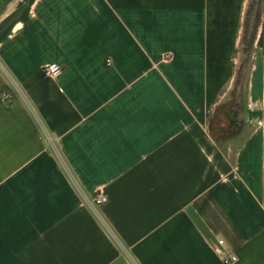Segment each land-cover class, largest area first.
Returning a JSON list of instances; mask_svg holds the SVG:
<instances>
[{
  "label": "crops",
  "instance_id": "1",
  "mask_svg": "<svg viewBox=\"0 0 264 264\" xmlns=\"http://www.w3.org/2000/svg\"><path fill=\"white\" fill-rule=\"evenodd\" d=\"M253 4L0 0V264H264V0L210 129Z\"/></svg>",
  "mask_w": 264,
  "mask_h": 264
},
{
  "label": "rangeland",
  "instance_id": "2",
  "mask_svg": "<svg viewBox=\"0 0 264 264\" xmlns=\"http://www.w3.org/2000/svg\"><path fill=\"white\" fill-rule=\"evenodd\" d=\"M253 10L250 12L248 18H246V25L244 32L242 34L243 46V56L240 65L237 68V76L233 84V89L231 93V98H229V106L223 109V119H214L210 122V129L214 137L217 138H228L234 137L239 134L241 130V121L239 120V115L231 112L230 107L240 109L244 104V91H245V79L247 72V63L249 60V55L251 53V44L255 37L256 28L258 27L261 19V6L262 0H253ZM252 8V6H251ZM238 113V112H237Z\"/></svg>",
  "mask_w": 264,
  "mask_h": 264
},
{
  "label": "built area",
  "instance_id": "3",
  "mask_svg": "<svg viewBox=\"0 0 264 264\" xmlns=\"http://www.w3.org/2000/svg\"><path fill=\"white\" fill-rule=\"evenodd\" d=\"M110 64V61H107V65ZM61 71V67L58 66L57 64L55 63H52V64H48L47 66H45L43 68V72L46 76H49V77H54L56 76L59 72ZM5 98L6 96H3V95H0V99L2 101H5ZM106 201V197L104 195H97L94 200H93V203L94 205H100V204H103L104 202ZM222 240H218L217 241V244L218 245H222ZM217 250V249H216ZM218 251V250H217ZM236 256L235 255H227L225 257H223V263L224 264H231L233 262L236 261Z\"/></svg>",
  "mask_w": 264,
  "mask_h": 264
},
{
  "label": "water",
  "instance_id": "4",
  "mask_svg": "<svg viewBox=\"0 0 264 264\" xmlns=\"http://www.w3.org/2000/svg\"><path fill=\"white\" fill-rule=\"evenodd\" d=\"M186 213L192 220V222L196 225V227L200 230L202 235L206 238V240H213V237L211 236L210 232L204 225V223L201 221V219L198 217V215L192 210V208L188 207L186 208Z\"/></svg>",
  "mask_w": 264,
  "mask_h": 264
},
{
  "label": "trees",
  "instance_id": "5",
  "mask_svg": "<svg viewBox=\"0 0 264 264\" xmlns=\"http://www.w3.org/2000/svg\"><path fill=\"white\" fill-rule=\"evenodd\" d=\"M258 45H262V37H260L259 41H258Z\"/></svg>",
  "mask_w": 264,
  "mask_h": 264
}]
</instances>
